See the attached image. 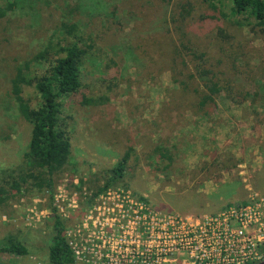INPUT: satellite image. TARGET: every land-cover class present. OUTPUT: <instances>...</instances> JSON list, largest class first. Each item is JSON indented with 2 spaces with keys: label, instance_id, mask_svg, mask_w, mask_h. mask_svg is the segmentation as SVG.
<instances>
[{
  "label": "rangeland",
  "instance_id": "obj_1",
  "mask_svg": "<svg viewBox=\"0 0 264 264\" xmlns=\"http://www.w3.org/2000/svg\"><path fill=\"white\" fill-rule=\"evenodd\" d=\"M184 4L191 12L172 22L171 39L147 33L159 0H18L14 10L0 12V247L14 239L29 250L0 252V264H49L53 215L68 219L69 239L95 201L86 203L88 197L125 151L131 155L123 175L103 192L128 191L155 212L215 215L250 194L264 198V26L206 19L212 11L203 0L170 1L175 14ZM62 20L78 25L79 43L88 48L81 87L62 98L59 114L73 165L60 173L50 198L21 181L31 126L11 85L20 68L43 72L36 53L49 41H72L59 29ZM216 25L233 35L234 50L219 49ZM188 27L202 40L221 88L212 101L204 87L181 90L177 69L161 57V42L177 44L176 33ZM23 91L30 99L33 89ZM160 143L173 156L167 168L155 152Z\"/></svg>",
  "mask_w": 264,
  "mask_h": 264
},
{
  "label": "trees",
  "instance_id": "obj_2",
  "mask_svg": "<svg viewBox=\"0 0 264 264\" xmlns=\"http://www.w3.org/2000/svg\"><path fill=\"white\" fill-rule=\"evenodd\" d=\"M18 0H6L0 12L12 11L17 6ZM171 0H159V7L156 5L157 15L153 24L150 22V29L147 33L165 35L168 38L175 32L171 28L172 22L185 21L190 14L184 4L178 13H174ZM212 14H208L206 19L232 22L237 26L256 27L264 26V0H203ZM31 2V1H30ZM72 7L71 13H74ZM112 13V12H111ZM177 15V16H176ZM175 18L176 19L175 21ZM66 19V18H65ZM68 20V19H67ZM62 20L59 29L72 41H49L38 53L36 58L45 64L43 72L37 74L30 72L27 66L24 69L30 75L25 74L23 69L17 70L16 76L12 80L11 91L17 104L20 116L27 121L30 128V136L24 153L26 173L21 181H28L32 186L40 191H46L52 197L53 189L57 179L63 171L73 165L70 158L71 142L67 131L60 126L59 114L62 107V98L76 93L81 87L80 65L83 57L87 53V45H82L79 35V27L75 22ZM215 22V23H216ZM153 31V32H152ZM184 34L176 33L177 44L168 41L161 42L160 53L164 60L171 63L176 68V82L181 90H197L204 87L208 90V101H212L214 92L221 88L213 81V73L207 61V53L202 44V40L193 34L191 28H186ZM212 37L220 43V48L234 50L233 35L228 33L221 25H216ZM171 39V38H170ZM203 39V38H202ZM151 46L157 44L150 41ZM32 75V76H31ZM194 84V87H190ZM24 85L33 89L31 98L23 96ZM212 88L213 91H212ZM33 98L39 99L38 105L31 102ZM86 103L93 100L84 99ZM169 145L160 143L155 152L162 163L163 168H167L173 161ZM130 151H125L117 160L115 166L110 169V177L103 186H98L94 193L88 197L89 203L93 197L105 191L117 178L123 175L130 157ZM5 197L0 199L4 202ZM85 205V204H84ZM55 211V210H54ZM68 219H63L60 215L54 214L50 224V238L47 245V261L49 264H72L75 261L74 253L68 245L66 239V228L69 227ZM8 251L17 254H28V247L14 239H8L5 246L0 247V252Z\"/></svg>",
  "mask_w": 264,
  "mask_h": 264
},
{
  "label": "built area",
  "instance_id": "obj_3",
  "mask_svg": "<svg viewBox=\"0 0 264 264\" xmlns=\"http://www.w3.org/2000/svg\"><path fill=\"white\" fill-rule=\"evenodd\" d=\"M66 239L72 264H254L264 260V198L257 193L215 215L149 209L128 191L94 197Z\"/></svg>",
  "mask_w": 264,
  "mask_h": 264
},
{
  "label": "water",
  "instance_id": "obj_4",
  "mask_svg": "<svg viewBox=\"0 0 264 264\" xmlns=\"http://www.w3.org/2000/svg\"><path fill=\"white\" fill-rule=\"evenodd\" d=\"M254 264H264V260Z\"/></svg>",
  "mask_w": 264,
  "mask_h": 264
}]
</instances>
